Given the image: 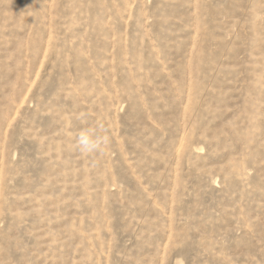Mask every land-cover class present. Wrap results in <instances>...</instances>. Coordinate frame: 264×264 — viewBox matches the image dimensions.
Masks as SVG:
<instances>
[{"label":"rangeland","instance_id":"obj_1","mask_svg":"<svg viewBox=\"0 0 264 264\" xmlns=\"http://www.w3.org/2000/svg\"><path fill=\"white\" fill-rule=\"evenodd\" d=\"M0 264H264V0H0Z\"/></svg>","mask_w":264,"mask_h":264},{"label":"clouds","instance_id":"obj_2","mask_svg":"<svg viewBox=\"0 0 264 264\" xmlns=\"http://www.w3.org/2000/svg\"><path fill=\"white\" fill-rule=\"evenodd\" d=\"M110 138L105 134L103 126L82 128L76 138L77 149L85 154L100 152L109 144Z\"/></svg>","mask_w":264,"mask_h":264}]
</instances>
